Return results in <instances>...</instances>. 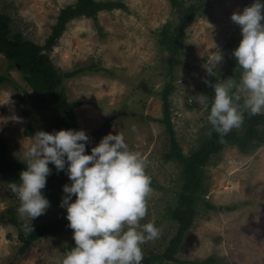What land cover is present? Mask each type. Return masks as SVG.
I'll list each match as a JSON object with an SVG mask.
<instances>
[{
    "label": "rangeland",
    "instance_id": "374dc122",
    "mask_svg": "<svg viewBox=\"0 0 264 264\" xmlns=\"http://www.w3.org/2000/svg\"><path fill=\"white\" fill-rule=\"evenodd\" d=\"M76 1L0 0V13L9 17L12 34L43 46L60 11ZM95 1H119L124 7L102 11L97 20L81 17L70 21L48 53L57 70L73 73L64 81L65 93L68 102L79 103L73 110L77 124L90 136V154L102 137L120 133L131 150L145 157L152 191L140 223L152 222L160 233L141 247L144 257L158 259L177 233L171 215L184 185L183 165L166 159L171 145L161 122V92L168 81L173 83L171 121L182 153L190 156L209 140L211 131L208 104L194 97L207 96V90L213 91L211 84L229 78L240 82L243 69L232 52L242 36L231 15L242 12L253 0H183L184 7L194 1L197 7L193 20L181 28V52L173 56L162 44L163 33L179 29L185 15L182 8H175L170 0ZM217 49L223 55L220 64L214 62ZM1 76L7 80L0 85V137L11 158L26 162L23 153L35 134L53 132L50 114L38 108L25 74L3 53ZM233 94L240 96L237 103L242 106L244 93L234 88ZM108 120L111 126L96 134ZM49 168L55 166L49 163ZM201 170L204 193L193 224L175 259L158 260L157 264H193L211 256L219 264H264V145L249 146L245 153L229 145L211 156ZM13 183L20 181L9 173L0 175V264H60L65 249L75 246L67 232L39 238L20 253L19 232L31 218L18 212L20 201ZM57 185L47 198L49 208L32 220V226H48L65 216L66 209L60 207L63 186ZM12 218L18 224L10 223Z\"/></svg>",
    "mask_w": 264,
    "mask_h": 264
},
{
    "label": "clouds",
    "instance_id": "9594fccd",
    "mask_svg": "<svg viewBox=\"0 0 264 264\" xmlns=\"http://www.w3.org/2000/svg\"><path fill=\"white\" fill-rule=\"evenodd\" d=\"M231 20L241 30L242 39L232 55L243 72L239 84L231 78L211 84L214 97L207 120L221 137L241 126L243 110L251 115L264 112V0H253L242 12H234ZM213 56L215 63L222 62L219 49ZM234 88L244 93L242 106L237 103L241 98L233 94ZM194 98L202 103L208 100L204 94ZM88 142L84 130L35 134L23 153L26 167L19 174L20 183L12 184L20 201L18 212L31 218L25 229L33 231L32 220L50 206L42 191L51 174L49 163L57 172L65 170L67 164L71 183L63 186L65 195L60 207L66 209L75 246L65 253L60 264H141V246L160 233L154 223H140L147 214L152 191L147 161L140 152L129 148L120 133L102 137L91 148V154H85Z\"/></svg>",
    "mask_w": 264,
    "mask_h": 264
},
{
    "label": "trees",
    "instance_id": "16d2710c",
    "mask_svg": "<svg viewBox=\"0 0 264 264\" xmlns=\"http://www.w3.org/2000/svg\"><path fill=\"white\" fill-rule=\"evenodd\" d=\"M175 8H182L185 13L180 19L181 26L175 32L165 31L162 44L173 55H179L183 46L184 33L181 29L186 27L195 17L196 2L189 7H184L183 0H170ZM250 6V5H248ZM124 4L119 1L97 2L95 0H77L75 4L68 5L60 11L57 23L53 27L52 34L45 45L40 46L32 41L25 40L21 34H12L10 28V19L5 14L0 13V53L18 67L24 74L30 87L36 93L34 97L38 108L43 109L50 114L49 124L53 131L61 129L82 130L77 124L74 114V107L79 103L68 102L65 93L64 81L71 77L73 73H61L53 65L49 51L57 45L58 39L64 32L66 25L77 18L87 17L97 20L98 14L102 11H112L123 8ZM168 33V34H167ZM6 77H0V85L6 82ZM174 90V85L168 81L161 92L163 100V119L161 122L169 134L171 145L170 152L166 155L168 161L175 160L183 165L182 177L184 180L183 192L179 195V205L172 213V219L177 223L178 230L175 237L170 241L169 246L162 256L157 258L143 257L141 264H157L160 260H174V256L182 242L185 232L192 226L196 215V205L202 199L204 191L201 185L202 168L208 163L211 156L220 154L224 148L229 145L238 146L242 152H248L249 146L253 148L264 145V113L251 115L244 111V120L239 128H234L223 137L215 132L210 125L209 140H207L200 149L192 152L190 156L182 153L177 140L172 121L171 106L169 102L170 94ZM207 104L210 112L214 91L207 90ZM111 126L108 120L99 134ZM31 131L28 130V133ZM89 136V135H88ZM90 140V136H89ZM89 142L86 144L85 154H90ZM26 167V162L10 157L5 141L0 137V175L9 173L15 181H19V174ZM51 169V168H50ZM65 170L57 172L55 168L51 169V174L46 179L45 188L42 190L46 198L49 197L55 186H64L70 184ZM58 182H57V181ZM56 181V182H55ZM63 188V187H62ZM73 195L72 200H75ZM213 208L211 204H207ZM233 209V208H230ZM66 215L50 225L36 227L33 231H26L25 227L20 229L19 239L22 241L20 253L23 254L32 246V244L42 237H58L63 232H67L73 240V230L68 227L69 221ZM12 224H18L16 219H9ZM69 247L66 251H69ZM220 261L215 257H208L205 260L194 262L193 264H219Z\"/></svg>",
    "mask_w": 264,
    "mask_h": 264
}]
</instances>
